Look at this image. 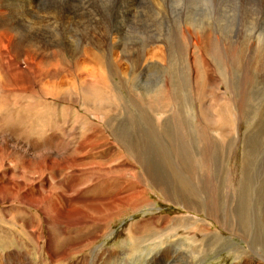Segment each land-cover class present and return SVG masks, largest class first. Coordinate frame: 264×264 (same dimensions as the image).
Returning a JSON list of instances; mask_svg holds the SVG:
<instances>
[{
  "label": "bare ground",
  "instance_id": "6f19581e",
  "mask_svg": "<svg viewBox=\"0 0 264 264\" xmlns=\"http://www.w3.org/2000/svg\"><path fill=\"white\" fill-rule=\"evenodd\" d=\"M121 1L123 2V7L132 8L134 6L133 2L136 0H121ZM149 1L152 3V6L161 16L169 15L170 17L172 15L176 16L182 13L190 18H193V20L187 22L185 25L187 29L181 28L178 35L176 36V44L178 48L183 50L181 57L172 56L171 42L169 41V39L160 40L161 45L158 47L161 50L160 59L155 62H150V65H156V64L158 65V70L162 72V75L159 77V79H162L163 77L162 85L160 88L157 87V89L155 90L153 89L150 92H147V94L144 93L142 97H138V98L135 96V94L130 97V93L129 91H127L129 95V100L131 99V104H130L131 106H129L127 103L128 99L121 97L119 93H115L114 95H109L107 93L110 92V90H115V89L113 87L109 89L107 86H105V83L107 81L106 82L104 81L106 79H109L110 77L119 76L120 73L117 72L115 73V71H113L114 68H117L119 66L118 60L117 59L114 60V57H112L113 75L111 76L109 71L106 69V65H104L105 63L104 59H106V57L104 54L100 53L104 45L103 39L95 38V41H85L83 47L79 52V56H78L79 58L69 63L63 58L64 52H62L61 50L57 51L52 47H51L52 52L48 56H44L47 57V59L44 60L43 56L37 52L38 49L34 51L30 47V45L27 44L29 42L25 40L24 37L26 36L16 31L17 29L21 28L24 29L25 32H27L31 36L36 35L41 37L40 34L42 30L45 31V29H42V27L47 26L49 28H52L54 31H56L58 29L59 24L63 21H67V23H71V24L75 22L74 23L75 27L82 26L85 23H88L89 21H93V23L90 24L92 25L97 21L96 16L99 15L100 13L94 12L92 10L89 1H76V2H74V0L64 1L65 4L63 5L60 4L55 9V11H49L53 15L56 14L57 16L55 18H52L49 16L47 17L40 16L39 14L40 10L38 8V5L42 3L41 0H0V79L5 78L4 81L2 80H1L2 82L0 81V92L7 90V91H12V93L14 92L13 94H15L18 92L20 93L22 91H28L30 90V86H31L28 84V78H29V80L35 83L34 86H36V90L34 91L36 92L35 93L33 92V94L37 95V100H41L47 97H52L61 101H67L69 103L71 102L73 104H76L82 110H84V112L87 114V117L89 119L88 121H90L93 125L92 127H94L88 130H83L80 126L82 130V132H80L81 133L80 137L72 144L63 146V150L61 152L56 151V153H51V152L41 153L40 151L36 152L37 150L35 145L36 143L35 144L24 143L25 141L21 143L17 139L13 138L14 137L13 134L17 132L16 131L17 126H15V130L12 129V131L11 130L6 131L5 128L3 129L0 128V204L2 203L7 204L14 201L16 202L18 201L21 204L30 205V207H32L34 210L37 211L36 212L37 214L38 212H41V214L43 215L41 217V220L46 225V235H48V238L44 242L45 250L46 252H48L49 254L48 256L51 262H58L62 258L70 256L71 253L68 252L66 249H70L73 247L72 249L78 248L82 250L83 243L85 242L87 243L92 238L93 235L90 234V231L88 229H86V231L89 233L87 237H83L74 242H70V244H66L64 246L62 245L63 250H60L59 254H57L54 251V249L56 248V243L54 242V230H52L54 229L53 224L60 226L62 223H66L68 228H72L81 225H87L88 227H90L93 225L92 223L100 222V224L102 225L99 226L100 228L109 229L110 223L112 219L116 217V215L120 216L122 212L126 211L128 208L132 210H136L142 207L143 205L149 204V200L147 199L146 192L143 188L144 182H148L152 184L156 188V190L162 192L163 195L167 194V197L170 200L174 201L175 199L179 205H181L184 209H186L190 213V215L187 214V215H182V217H175L173 219L171 218L172 220L178 222L182 218L184 220L187 219L192 221L193 225H195L196 228H199V230H201L200 231L201 235H203V237L206 238L208 237L212 239L214 237L221 238L222 235L220 236V233H215V232L213 233V231L210 230L209 225L207 226L203 220H198L197 219L198 217L195 218L194 216H196L200 212H203L207 218L212 217L217 221L226 220L225 219L226 213L230 212V208L231 209L234 208L233 206L230 207L227 206L225 207V209H222L221 204L217 199L214 176L217 174L221 175L224 170V167L212 166V163L215 160L212 161V158H210V156L214 152L217 153V151L212 150L214 149L213 147L212 149L207 150L205 152L203 150L206 149L205 146H209L210 144L212 146V144H215L217 142L215 139L219 134L213 135L210 134V131H220L224 133V135H227V131L225 129H222V127H230L231 129L238 127V125L241 124L242 111H244L242 110V107L244 105H247L249 108L253 103H257L256 100L258 98L264 95V85H262L261 79L259 80V76H257L256 78L257 92L255 97H250L248 95V91L252 85L251 65H254V67L252 68L254 69V71H257L256 72L257 75L260 74V78L261 75H264L263 72L264 47L261 45H257L256 53L255 55H253L255 44L251 43L250 41L246 42L248 37H250L251 35L250 33H252L253 27L257 23L264 22V0H149ZM27 16H32V17L26 19ZM238 19L240 20L239 24L241 25L240 27L241 30L242 31L244 30L243 32L246 33L245 38L242 36L241 34L242 32L241 33L239 32L241 31L239 29L234 33V36L231 37L232 39H235L234 41H229V42L224 41L223 39L219 38L218 35H216V31L218 29L221 28L222 30L223 29L227 30L228 27L229 30L230 26L233 23H235V20L237 21ZM79 20L81 21L79 22ZM211 24H213L214 27H212L213 25ZM215 25L218 26V28H215ZM189 26H192V28H194L196 31H199L198 32L199 34H197L196 32L194 36L191 35L192 37H197V38L194 39L188 35H185L184 33H181L182 30H185L189 33L190 30L188 28ZM121 28L123 29V27ZM227 35L228 36L232 35V32H229ZM186 45H189V48L186 47ZM138 48H140L141 52L143 53L146 52L141 47ZM208 50H212V53H208ZM26 53H28L29 55L31 53H35L38 57V60L35 62V60L31 59L29 63L27 62L28 63L27 64L26 63L27 59L25 57ZM32 57L35 59V56L32 55ZM175 60L183 61L184 63L186 62L188 64H191L192 68L194 69H195V64H198L201 69V66L204 63L206 64V62H212V61L215 62L217 60L225 63L226 66L231 65L235 62H239L243 65L245 71L244 75L242 74L241 76L242 82L241 84L237 85L236 91H233L231 85V80L232 83L234 84L232 72L230 70H227L224 73V79L225 80L227 79L228 85L222 88L223 91L222 99L227 101V106H225L224 108L221 107L222 110L221 115L217 116L213 125L207 131L204 130L205 125L203 124L200 126H194V130L189 132L190 133L189 136L192 139L195 134L197 135L196 137L197 147H195L196 150L195 149L194 150H195V154L196 152L200 154H199V159L196 157L198 159L197 160L198 162L196 163V159H195V162L193 161V163L202 168L200 170L201 171L200 173L202 174L199 177L192 176L194 167L192 166V164H190L192 162L191 160L192 158H189L190 153L187 152L188 150H186V148L184 149L183 147L181 148L180 145H176L174 142H172L169 139V134L172 132H175L176 135H180L183 133L180 114L175 109L177 105L176 100H178L177 97L178 94L175 93L177 90L176 85L179 86V81H177L175 76L176 73L173 69L174 64L176 63ZM11 62L16 63L18 69H15L14 73H7L6 65L10 64ZM169 63L172 64L168 66ZM20 70H23V72H21ZM64 74H66L67 77L66 75L64 77ZM196 74L197 75L195 77H192L191 89L192 91H194V93L190 92L191 99H198L199 101L197 91L201 90L198 88L202 87L204 81L208 82L209 84L213 85V87L216 88L218 87V84L219 85L223 84L222 79L219 80L218 84L217 83L213 84L212 83L213 80L198 75V72H196ZM170 77L175 81V84L171 82ZM119 78L124 79V77L122 78L119 77ZM9 79H12L14 83H6L9 81ZM77 81H82V83L76 86V88H73L68 84L69 82L77 83ZM123 83L126 84L125 85L126 88L129 86L126 83V80ZM30 91L28 92L30 93ZM101 92L105 95H101L102 94ZM97 93L98 95L101 93L99 95L100 97H97ZM212 96L214 97V95ZM0 99H1L0 103L2 102L7 103V101L4 99H3L4 101H2L1 97ZM206 99L207 98H205V101ZM111 100H116L121 104L116 105V102L114 104ZM40 102H44V101H40ZM206 102L208 103V101ZM4 105L6 104L4 103ZM4 105H2L1 107L5 108L3 107ZM56 107H60V105ZM37 109L39 110L40 108L36 106L35 110L31 109V112L32 111L34 112L30 113L28 111L29 112L28 117L32 118L31 121L33 125L32 127L31 126L29 127H31L30 130L34 134L44 136L45 132L47 131L46 128L51 123V118H48L49 115L45 117L43 113L36 112ZM123 116L125 117L126 120L128 121L130 120L129 124H127V122L125 123V121L122 119ZM202 121L203 120H201L200 122ZM9 126H11L9 127V129H11L13 128L14 124ZM42 126L46 128L42 130L41 129ZM255 130H257V127H255ZM71 136H72V132H71ZM145 136H147L148 138L152 136L154 137V139L164 140V142L160 144L161 147L165 148V150L163 149L165 152L164 160L170 169V173L174 171L176 172L178 171V174L174 172L175 174L170 176L172 177V179L169 182L161 181V175L159 174L160 172H158L157 164L153 168L151 166V163H149L154 160H152V158L146 153L145 148L147 146L145 147L142 141L145 140L143 138ZM187 138H185V140ZM25 140L27 142V139ZM147 141L148 140H146V142ZM111 142L112 145H110ZM49 143L50 142H48L47 144V142H45V144L47 145H49ZM154 144L152 145L154 146ZM114 145L117 147V149L113 152ZM118 148L121 149V152L118 150ZM199 149L202 150L199 151ZM49 150L52 151L50 148ZM102 151H104V156H100V154L95 156L96 152H102ZM93 155L94 158L92 159L91 156ZM131 159L135 164L138 165V167L140 166L142 170V174L135 172L136 166L135 164L132 163ZM210 171L212 172V174L210 173ZM181 172L183 173L181 174ZM71 174H76L78 177L75 183L70 184L68 181L67 183H65L63 187H56L54 185V183L63 180V177L66 178L65 176L70 178ZM125 174L131 176L132 178H134V180L136 179L135 182L137 183L135 184L132 183V185L127 189H119L112 191L101 190V186L103 183H100L99 185L92 184V181L98 178L126 177ZM8 178H11V183L7 182ZM88 178L90 180H88ZM193 180H196V182ZM169 183L172 184L171 188H165V189L162 188L163 184L169 185ZM199 183L200 185L206 187L203 188L202 186L199 185ZM136 184H138L139 188L141 186L142 187L138 190H135L134 186ZM194 186L197 187L193 188ZM200 187H202V189ZM83 191L105 193V196L101 200L103 202L92 203L90 205V209L88 211L89 215L87 214V217H84V213L82 210L79 209V206L72 204V200L69 197L70 194L72 193H75L77 195ZM38 192H41V194L39 193L38 195ZM225 195H227L226 192ZM60 203H62V207L60 206ZM26 208L27 207L25 206L12 207V209H18L20 211H25L27 214H30L31 213L30 209H26ZM56 209H60L61 211L57 215L58 218L52 215L53 212L56 211ZM25 212L24 215H26ZM100 215L101 216L104 215V217L101 219V221H96L99 220L98 218L100 217ZM160 217L163 218V216ZM26 219L28 221L27 217ZM38 221L40 223V220ZM39 223L37 224L38 227H40ZM234 223L235 222L233 220L232 223H229L230 226L229 224L225 225V223H223L222 225L225 227V229L230 230L232 224ZM133 224L136 225V230H141L140 227H138L137 225L138 223H133ZM176 227L177 226L175 227L173 226V228L170 227L169 228L174 229ZM145 230L146 229H142V231ZM32 231L33 232L31 233L35 232V230ZM83 235H85V232ZM194 236L195 234L193 235V237L191 236L192 238H190V240L192 239V242L195 241L193 239ZM42 237H44V235ZM93 237L96 238L97 235L94 234ZM184 241H185L184 239L183 240L176 239L169 242L163 241L164 243L163 245L167 244L169 246H165L164 249H160L161 247L159 246L160 247L159 250L157 251L154 250V252L152 253L153 255L152 257H155L157 254H160L162 252L165 255H168L171 246H175L176 248V246L179 247L180 245L185 248H191V245H184ZM205 245H207V243ZM215 245H217V243ZM173 248L172 251L174 250ZM192 248L195 247L193 246ZM53 251L55 254L53 253ZM93 252L91 259L92 264L96 263V259H97L96 264H99L100 260H102L101 255L103 253L104 255L108 254L106 259L107 264H113V262L115 263L117 262L119 264H129L128 258L121 259L120 254L114 255V252L112 251L101 250L100 248L97 247L96 251ZM126 253H131V252H126ZM189 253H191V251ZM103 264L105 263L103 262ZM164 264H168V263L166 262ZM243 264H255V263H252L251 261L247 260Z\"/></svg>",
  "mask_w": 264,
  "mask_h": 264
},
{
  "label": "rangeland",
  "instance_id": "374dc122",
  "mask_svg": "<svg viewBox=\"0 0 264 264\" xmlns=\"http://www.w3.org/2000/svg\"><path fill=\"white\" fill-rule=\"evenodd\" d=\"M41 1L42 3L38 5V8L40 10V16H49L55 18L57 17L56 14L53 15L49 11H55V9L60 4L63 5L65 4L64 1L69 0ZM76 1H89L92 10L94 12L100 13L96 16L97 21L94 24L90 25L91 23H93V21H89L88 23H85L82 26L75 27V22H73L72 20V24L67 23V21H63L59 24L58 29L56 31L47 26L42 27V29H45V31L42 30L40 34L41 37L36 35L31 36L27 32H25L24 29L21 28L17 29L16 31L26 36L24 38L29 42L27 44L30 45V47L34 51L38 49L37 52L43 56L44 60L47 59V57L44 56H48L52 52V47L57 51L61 50L62 52H64L63 58L69 63L79 58V52L83 47L85 41H95V38L103 39L104 45L100 53L104 54L106 57V59H104L106 64L104 63V65H106V69L112 76V57H114V60H118L119 66L117 68H114L113 71H115V73H120L119 76L110 77L109 79H106L104 81H107L105 83V86H107L109 89L112 87L115 89L110 90V92L107 93L109 95L119 93L121 97L128 99L127 103L129 106H131V99L129 100V95L127 91H129L130 97L135 94V96L138 98L142 97L144 93L147 94V92H150L153 89H157V87L160 88L162 85L163 77L162 79H159V77L162 75V72L158 70L157 64L150 65V62H155L160 59L161 50L158 48L161 45L160 40L169 39V41L171 42L172 56L181 57L183 50L178 48L176 44V36L178 35L181 28L187 29L185 27L186 23L192 21L193 18H190L182 13L176 16L172 15L170 17L169 15H162L163 17L166 16L165 18H163L161 15L158 14V12L152 6V3L149 0H136L133 2L134 6L132 8L123 7V2L121 0H74V2ZM44 11L47 12L45 13ZM31 17L32 16H27L26 19ZM80 21L81 20H79V22ZM239 21V19L237 21L235 20V23L230 26L229 30L228 27L227 30H222L221 28V30H215L216 35H218V37L223 39L224 41H234L235 39H232L231 37L234 36V33L238 31V29L241 30V25L239 24ZM120 26L123 27V29ZM212 27H214V25ZM188 28L190 29L189 33L185 30H182L181 33H184L185 35H188L194 39L197 38L192 37L191 35L194 36L196 32L197 34H199V31H196L194 28H192V26H189ZM215 28H218V26L215 25ZM243 31L241 30L239 32H242L241 34L245 38L246 33H244ZM229 32H232V35L228 36L227 34ZM259 32H264V22L257 23L253 27V34H251L250 37H248V39L246 40V42L250 41L251 43L255 44L253 55H255L256 53L257 45H261L264 47V37L257 38L254 35V33ZM146 46H148L149 48ZM138 47H141L146 52H141L140 48ZM186 47L189 48V45H186ZM208 53H212V50H208ZM28 55L29 54L26 53V63H29L31 59L35 60V62L38 60V57L35 53H31L29 56ZM32 55L35 56V59L32 57ZM171 64L172 63H169L168 66H170ZM175 64L173 69L176 73V79L177 81H179V86L176 85L177 90L175 93L178 94V100H176L177 105L175 109L180 114L183 133L180 135H176L175 132H172L169 134V139L176 145H180L181 148L183 147L184 149L186 148V150H188L187 152L190 153L189 158H192V162L190 164H192V166L194 167L192 176L199 177L202 174L200 173V170L202 168L193 163V161L195 162V159L196 163L198 162L197 160L199 159L200 154H198L197 152L195 154V147H197V135L195 134L192 139L189 136V132L194 130V126H200L203 124L205 125L204 130L207 131L213 125L217 116L221 115V107L224 108L225 106H227V101L222 99V88L228 85L227 79H224V73L227 70H230L232 72L234 84L231 80V85L233 91H236L237 85L241 84L242 82L241 76L242 74L244 75L245 71L243 65L239 62H235L228 66L218 60L215 62H206V64L204 63L201 66V69L198 64H195L194 69L192 68L191 64H188L186 62L184 63L183 61H176ZM252 67H254V65H251L252 85L248 91V95L250 97H255L257 92L256 78L257 76H259V80L261 79V83L262 85H264V75H261L260 78V74L257 75V71H254ZM15 69H18V67L17 64L14 62H11L10 64L6 65L7 73H14ZM194 70L198 72V75L213 80V84H218L220 79H222L223 84H218V87L216 88L208 82L204 81L202 87L198 88L201 90L197 91L199 101L198 99H191L190 92L194 93V91H192L191 89L192 77H195L197 75ZM20 71L23 72V70ZM179 73L181 76L179 75ZM65 75L66 74H64V77ZM119 77H124V79H120ZM118 78L120 79V81ZM4 79L5 78L0 79V81H4ZM122 80L123 82H125L126 80V83L129 85L127 87L128 89L126 88V84L123 83ZM171 82L175 84V81L172 78ZM6 83H14V81L12 79H9V81ZM80 83H82V81H77V83L69 82L68 84L69 86L76 88V86H78ZM28 84L31 85L30 90H33H28L30 91V93L28 91H22L20 93L18 92L13 94L14 92L12 93V91L7 90L0 92V97L2 98V101L6 100L8 103H0V107L4 105V103L7 105L3 106L5 108H0V128H5L6 131H12V129L15 130V126H17L18 129L16 128L17 132L13 134V138L17 139L21 143H23L24 141V143H36V152L40 151L41 153H56V151L61 152L63 150V146L72 144L74 141H76L81 135V128L83 130L94 128L92 127V123L88 121L89 119L87 117V114L79 106L71 102L69 103L67 101H61L52 97H41L43 99L37 100V95L33 94V92H36L34 91L36 90V86H34L35 83L29 80L28 78ZM32 86L35 88H33ZM214 92L217 94H215ZM99 95L97 93V97H100ZM101 95L105 94L102 93ZM212 95H214V97ZM3 96H6L7 98H4ZM205 98H207L206 101H208V103L205 101ZM111 101L114 104L116 102V105L121 104L116 100ZM256 102L257 103H253L249 108L247 105H244L242 107V110L244 111H242L241 124L238 125V127L234 129H231L230 127H222V129H225L227 131V135H224V133L220 131H210V134H219L215 139L217 141V144L215 143L212 144V146L211 144L209 146H205L206 149L203 150L205 152L207 150L212 149L213 147L214 149L212 150L217 151V153L214 152L211 154V156L209 155L210 158H212V161L215 160L213 161L212 166L224 167L223 173L221 175L217 174L214 176L217 199L220 202L222 209H225V207L227 206H233L234 208H230V212L226 213V220L217 221L212 217L207 218L203 212L198 213V216L196 215L194 217H198V220H203L207 226L209 225V228L211 231H213V233H220V236L222 235L221 238L214 237L213 239L215 240H213L210 237H203L200 232L201 230H199V228H196V226L193 225V222L190 220H184L182 218L178 222L172 220L175 217H182V215H190V213L181 205H179L175 199L174 203V201L170 200L167 197V194L163 195L162 192L156 190V188L152 184L144 182L143 188L146 192V197L149 200V204L143 205L142 207L136 210L128 208L126 211H123L120 216L116 215V217L112 219L109 229L100 228L99 226H102L100 222L92 223L93 225L90 227H88L87 225H81L72 228H68L66 223H62L60 226L53 224L54 229L52 230H54V242L56 243V248L54 249V251L57 254H59L60 250H63L64 245L70 244V242H74L83 237H87L89 233L86 231V229L90 231V234L97 235L96 238H94L92 235V238L87 243H83L82 250L78 248L72 249L73 247L70 249H66L68 252L71 253V255L62 258L58 262H51L48 256L49 254L45 250L44 242L48 238V235H46V225L41 220V217L43 216L41 212H38V215L36 213L37 211L30 207V205L21 204L18 201L11 202L12 204H0V264H92V254L94 253L93 251H96L97 247L101 250L112 251L114 252V255L120 254L121 259L128 258L129 264H164L166 262L168 264H243L247 260L255 264H264V134H262L264 133V95L258 98ZM59 105L60 107H56ZM36 106L40 108L39 110L37 109L38 111L36 110V112L43 113L45 117L49 115L48 118H51V123L47 128L44 126L41 127L42 130H44L45 128L47 129L44 136L34 134L30 130L33 125L31 121L32 118H29L28 116L29 112H34H31V109L35 110ZM192 113L194 116L192 115ZM122 119L125 121V123H130V120H126L124 116L122 117ZM201 120L203 121L200 122ZM13 124V128L9 129V127H11L9 125ZM255 127H257V130H255ZM71 132L73 137L71 136ZM20 133L24 135L22 136ZM184 137L188 138L185 140ZM143 138L145 139L142 140L144 146L148 147L145 148L146 153L152 158V160H154L149 163H151V166L153 168L157 164L158 172H160L159 174L161 175V181L169 182L172 179V177L170 176L174 175L175 173L178 174V171H174L175 173H170V169L164 160L165 148L160 146V144L164 142V140L154 139V137L152 136H150V138H148L147 136ZM25 139H27V142ZM146 140L148 141L146 142ZM44 141L47 142V144L48 142H50V146L45 144ZM153 141L155 144L153 143ZM152 144H154L156 148ZM110 145H112V142ZM213 145L217 146L215 147ZM115 147L116 146L114 145L113 152L117 149V147ZM49 148L52 151H50ZM118 150L121 152V149L118 148ZM201 150L202 149H199V151ZM158 152L161 154H159ZM99 154L100 156H104V151L96 152L95 156ZM91 157L93 159L94 155ZM223 159L225 162L223 161ZM131 161L133 164H135L132 159ZM135 166L137 167H135V172L142 174L140 166L138 167L137 164H135ZM211 171L210 173L212 174ZM182 173L183 172H181V174ZM125 176L126 177L98 178L96 180H93L92 184L99 185L100 183H103L101 186V190L112 191L119 189H127L132 185V183H137L135 182L136 179L134 180V178H132L128 174H125ZM65 177L66 178L63 177V180H61L60 182L54 183V185L56 187H63L68 181L70 184L75 183L78 178L76 174H71L70 178H68L67 176ZM7 180L6 181L8 183H11V178H8ZM88 180L90 179L88 178ZM193 181L196 182V180ZM137 186L138 184L134 186L135 190H138L142 187L141 186L139 188V186ZM171 186V183H169V185L163 184L162 188H171ZM200 186H202L203 188L206 187L203 185ZM196 187L197 186H194L193 188ZM202 187L200 188L202 189ZM225 192L227 193V195H225ZM39 193L41 194V192H38V195ZM104 196L105 193L83 191L77 195L75 193H72L69 197L72 200V204L79 206V209L82 210L84 213V217H87V214L89 215L88 211L90 209V205L92 203L103 202L101 200ZM14 206H25L27 207L26 209H30L31 213L27 214L25 211L12 209V207ZM60 206L62 207V203H60ZM24 212L27 216L24 215ZM60 212V209H56V211L53 212L52 215L54 217H57ZM160 216H163V218H161ZM26 217L28 218V221ZM100 217L98 218L99 220L96 221H101L104 215H100ZM232 219L235 223L232 224L230 230L225 229L222 224L225 223V225H228L229 223L233 222ZM38 220H40V223ZM29 221L31 224L29 223ZM38 223L40 227L37 226ZM133 223H138L137 225L138 227H140L141 230H136V225H134ZM173 226L177 227L174 229H170L173 228ZM142 229L146 230L142 231ZM26 230L29 232H27ZM32 230H35V232L31 233L33 232ZM36 230L38 234L36 233ZM84 232L85 235H83ZM193 233L195 234L193 238L195 240L194 242H192V239L190 240V238H192L194 235ZM43 235L44 237H42ZM176 239H184V245H191V248L193 246L195 248H185L179 245V247L176 246V250L175 246L170 245L172 248L174 247V250L172 251V248L170 247V252H168V255H165L162 252L163 254L160 253L157 254L155 257H152V253L154 252V250L157 251L160 247V249H164L165 246H169L167 244L163 245V241L169 242ZM206 243L207 245H205ZM216 243L217 245H215ZM190 251L191 253H189ZM107 255H104V253L101 255L102 260H100L99 264H103V262L107 264ZM113 264L119 263L113 262Z\"/></svg>",
  "mask_w": 264,
  "mask_h": 264
},
{
  "label": "clouds",
  "instance_id": "9594fccd",
  "mask_svg": "<svg viewBox=\"0 0 264 264\" xmlns=\"http://www.w3.org/2000/svg\"><path fill=\"white\" fill-rule=\"evenodd\" d=\"M253 34V33H250ZM254 35L259 38V37H264V32H259V33H254Z\"/></svg>",
  "mask_w": 264,
  "mask_h": 264
}]
</instances>
